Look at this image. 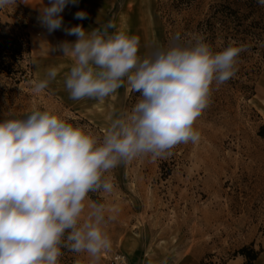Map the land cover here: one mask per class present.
Segmentation results:
<instances>
[{"label":"rangeland","instance_id":"1","mask_svg":"<svg viewBox=\"0 0 264 264\" xmlns=\"http://www.w3.org/2000/svg\"><path fill=\"white\" fill-rule=\"evenodd\" d=\"M219 2L94 0L88 11L79 0L61 15L65 27L82 25L89 31L103 30L113 21L116 28L109 33L120 30L138 36V54L143 57L153 42L167 47L176 33L184 43L197 36L208 43L203 25L215 9L229 13ZM42 3L48 5L49 0H14L0 8L7 31L24 35L30 45L29 67L26 61L22 65L26 77L15 82L0 74V122L10 118L9 113L20 115L36 107L102 137L112 114L130 112L140 94L133 97L125 82L104 100L71 99L65 78L73 61L51 47L77 37L63 30L49 34L41 27L37 18ZM77 11L87 12L88 18L75 19ZM254 17L258 29L239 34L233 28L222 30L214 20V40L209 43L214 51L232 42L247 50L238 57L235 76L219 87L213 85L210 103L194 124L199 142L179 144L170 156L144 155L121 163L107 174L112 192L92 193L105 206L106 218L113 217L104 225L111 248L98 264H107L115 252L127 255L131 237L140 236L178 250L184 264H244L246 259L238 252L242 247L261 249L252 264H264V137L258 134L264 125V6L257 4ZM51 67L58 69L56 79L35 92L33 82L45 79ZM92 202L89 196L82 221ZM68 258L63 264H92L87 253L73 252Z\"/></svg>","mask_w":264,"mask_h":264},{"label":"clouds","instance_id":"2","mask_svg":"<svg viewBox=\"0 0 264 264\" xmlns=\"http://www.w3.org/2000/svg\"><path fill=\"white\" fill-rule=\"evenodd\" d=\"M13 2L0 0V8ZM78 2L49 0L37 18L49 34L63 30L77 37L51 47L73 61L65 78L70 98L104 100L125 82L140 98L130 112L112 114L102 137L36 107L0 122V264H59L62 249L87 253L98 264L111 248L104 225L113 217L92 202L82 221L89 193H111L107 174L121 163L170 156L179 144L198 143L194 124L213 85L235 76L238 57L247 50L232 42L214 51L202 36L184 43L176 33L167 47L153 42L141 57L139 37L109 33L116 28L111 20L103 30L65 27L61 13ZM74 18L88 14L77 11ZM57 75L56 67L49 68L45 79L33 82L34 91L47 89Z\"/></svg>","mask_w":264,"mask_h":264},{"label":"trees","instance_id":"3","mask_svg":"<svg viewBox=\"0 0 264 264\" xmlns=\"http://www.w3.org/2000/svg\"><path fill=\"white\" fill-rule=\"evenodd\" d=\"M183 1V0H181ZM220 1L217 5L222 6L228 10V14L224 11L215 9L212 14V19L207 20V23L203 25V29L206 32V39L208 43L212 44L214 40L215 27L214 20L220 22L222 30L233 28L235 33H247L246 30L249 28H256V19L254 17L255 10L257 7V0H218ZM190 2V3H188ZM188 5L191 1H187ZM235 23L234 27H231L230 23ZM7 23H3L0 20V74H4L6 77L17 82L21 77H26L27 69L22 67L25 61L30 59V45L29 41L22 34L10 33L7 31ZM27 62L26 67L29 65ZM29 67V66H28ZM134 96H137L136 92H131ZM264 125L259 130V135L264 137ZM91 199L95 202L99 200L94 197L92 193H89ZM63 255L59 258V264H63L64 260L70 259L68 255L73 253L67 249H62ZM245 257L244 264H252L254 260L259 256L261 249L254 250L248 247H242L238 251Z\"/></svg>","mask_w":264,"mask_h":264},{"label":"crops","instance_id":"4","mask_svg":"<svg viewBox=\"0 0 264 264\" xmlns=\"http://www.w3.org/2000/svg\"><path fill=\"white\" fill-rule=\"evenodd\" d=\"M94 0H83L85 8L90 11ZM156 239H144L131 237L126 245L128 264H184L178 250H174L170 245L157 246ZM152 243V244H146Z\"/></svg>","mask_w":264,"mask_h":264},{"label":"built area","instance_id":"5","mask_svg":"<svg viewBox=\"0 0 264 264\" xmlns=\"http://www.w3.org/2000/svg\"><path fill=\"white\" fill-rule=\"evenodd\" d=\"M107 264H128L127 255L123 252H115L109 257Z\"/></svg>","mask_w":264,"mask_h":264}]
</instances>
